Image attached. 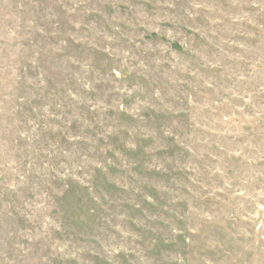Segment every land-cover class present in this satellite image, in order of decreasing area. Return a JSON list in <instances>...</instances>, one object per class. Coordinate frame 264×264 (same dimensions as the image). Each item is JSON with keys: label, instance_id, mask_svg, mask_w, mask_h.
Here are the masks:
<instances>
[{"label": "rangeland", "instance_id": "obj_1", "mask_svg": "<svg viewBox=\"0 0 264 264\" xmlns=\"http://www.w3.org/2000/svg\"><path fill=\"white\" fill-rule=\"evenodd\" d=\"M0 264H264V0H0Z\"/></svg>", "mask_w": 264, "mask_h": 264}]
</instances>
